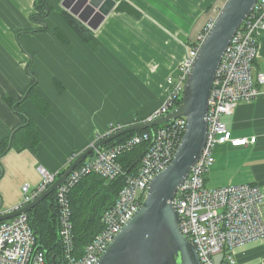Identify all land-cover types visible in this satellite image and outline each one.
Returning a JSON list of instances; mask_svg holds the SVG:
<instances>
[{"label":"crops","instance_id":"1","mask_svg":"<svg viewBox=\"0 0 264 264\" xmlns=\"http://www.w3.org/2000/svg\"><path fill=\"white\" fill-rule=\"evenodd\" d=\"M46 1L52 12L47 30L40 32L41 25L31 21L36 0H0V143L22 124L5 99L13 103L23 99L31 73L49 104L43 116L29 101H21L19 110L33 121L39 143L35 153L9 146L0 157L3 212L20 206L24 184L37 187L38 167L62 171L69 159L105 136L112 125L124 127L148 119L162 104L167 78L177 72L192 43L226 2L115 0L116 5L129 3L139 17L114 9L96 31L89 29L92 41L85 42L60 17L62 0ZM253 72H264V33ZM226 117L232 118L231 124L224 123L233 137H255L256 143L218 147L206 185L220 187L212 186V176L215 165H233L218 157L228 151L232 159H246L242 164L247 181L242 184L256 185L264 194V95L239 104ZM260 211L264 222V200ZM233 255L237 264H264V239L236 248Z\"/></svg>","mask_w":264,"mask_h":264},{"label":"built area","instance_id":"2","mask_svg":"<svg viewBox=\"0 0 264 264\" xmlns=\"http://www.w3.org/2000/svg\"><path fill=\"white\" fill-rule=\"evenodd\" d=\"M214 21L204 27L188 49L177 72L167 78L161 106L145 121L160 119L180 104L192 64ZM263 33L264 0H258L222 56L208 101L204 149L170 202L179 217L180 233L195 247L200 264H237L233 255L236 248L264 239V222L260 211L264 194L258 186L238 184L210 188L206 185V177L215 164L214 152L217 147L236 149L252 147L256 143L255 137H233L222 118L233 115L239 104L251 103L264 95V72H253L258 40ZM185 127V118H177L150 133H142L124 143L96 150L54 192L59 214V255L47 258L38 249L27 216L19 215L0 222V264H95L144 202L150 181L170 165ZM120 128L112 125L106 135ZM143 143L147 144V149L138 167L125 177L114 204L101 216V231L86 245L77 246L73 234L70 191L89 174H96L107 182L124 175L118 158ZM74 158L69 159L66 167L59 172L52 173L38 167L39 184L35 188L24 184L20 206L8 212L32 202L61 176ZM8 212L0 209V215Z\"/></svg>","mask_w":264,"mask_h":264},{"label":"water","instance_id":"3","mask_svg":"<svg viewBox=\"0 0 264 264\" xmlns=\"http://www.w3.org/2000/svg\"><path fill=\"white\" fill-rule=\"evenodd\" d=\"M257 1L226 0L200 45L176 109L160 119L124 126L99 138L76 155L43 193L29 204L0 215V222L26 215L54 193L68 175L96 150L125 134L152 130L183 117L186 120L185 132L170 165L150 181L144 202L95 264H200L195 247L180 233L179 217L170 202L204 149L208 101L222 56ZM60 5L88 29L96 31L115 9L116 1L62 0Z\"/></svg>","mask_w":264,"mask_h":264},{"label":"trees","instance_id":"4","mask_svg":"<svg viewBox=\"0 0 264 264\" xmlns=\"http://www.w3.org/2000/svg\"><path fill=\"white\" fill-rule=\"evenodd\" d=\"M35 11L36 13L31 15V21L41 25V28L37 31L42 32L47 30L46 20L51 14L52 8L46 0H36ZM115 12L128 13L134 17H139L140 15L133 6L123 1L117 2ZM59 15L83 41H92V32L75 17L63 9ZM55 34L58 37L61 36L57 30ZM31 75L32 82L24 91L23 99L15 103L12 100L5 99L7 103L13 105V111L21 118L22 124L0 143V157L10 150L8 149L9 146L17 152L29 150L32 153H35L38 146L39 134L35 129L33 121L19 110L21 101H29L41 115L46 116L49 111L48 102L42 98L37 90V78L34 74L31 73ZM155 129L156 127L152 130ZM152 130L125 134L105 147H113L126 142L136 135L150 133ZM146 149L147 144L143 143L133 147L130 151H126L118 158L124 175L116 180L107 182L96 174H89L83 177L70 191L69 199L72 210L73 234L77 246L82 247L86 245L101 231L100 219L102 214L114 204L119 191L124 185L125 177L138 167ZM26 216L28 224L36 238L38 249L44 252L49 259L59 255L61 243L58 237L59 214L55 201V193H52L33 208Z\"/></svg>","mask_w":264,"mask_h":264},{"label":"rangeland","instance_id":"5","mask_svg":"<svg viewBox=\"0 0 264 264\" xmlns=\"http://www.w3.org/2000/svg\"><path fill=\"white\" fill-rule=\"evenodd\" d=\"M231 119L232 118L226 117L225 119L223 118L222 121L227 122V124H231ZM241 135H244V133ZM218 150L219 148L217 147L215 152L217 153ZM215 152L214 159H216L217 157V154H215ZM218 157L222 160H228L229 162H232L233 165L222 166L221 164H217L216 161L217 165H215L214 167L212 186L238 185L242 184L244 181H247V179L245 178V172L247 171V169L245 168V166H243L244 164H242V161L246 160L244 157L232 159L233 156L228 151H224L223 153L219 154Z\"/></svg>","mask_w":264,"mask_h":264}]
</instances>
